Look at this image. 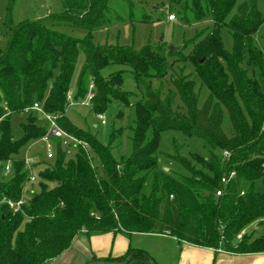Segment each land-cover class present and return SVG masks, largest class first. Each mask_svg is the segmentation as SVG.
I'll return each instance as SVG.
<instances>
[{
  "label": "trees",
  "instance_id": "obj_1",
  "mask_svg": "<svg viewBox=\"0 0 264 264\" xmlns=\"http://www.w3.org/2000/svg\"><path fill=\"white\" fill-rule=\"evenodd\" d=\"M6 1L7 47L0 51V201L24 197L26 203L18 213L0 204V264H48L69 250L78 236L108 233L167 235L179 244L223 248L234 255L264 253V234L245 232L239 238L254 223L264 222V49L254 42L261 31L264 45V13L258 0H170L186 24L213 19V27L197 35L188 54L183 53L187 43L180 52L161 45L141 50L94 45L92 34L110 24L111 0H61L60 15L18 27L11 19L16 0ZM127 5L132 9L130 1ZM59 26L86 29L89 36L73 39L58 33ZM224 28L233 39L231 52L223 46ZM80 54L85 61L76 82V102L85 100L93 85L89 102L96 114L103 115L113 100L131 105L129 94L121 90L122 72L107 78L101 74L111 65L129 67L142 92L134 103L133 149L121 161L111 147L67 118ZM180 61L191 62L209 90L201 107L196 80L189 76H170L171 88L163 97L162 80ZM155 79L160 80L156 89ZM35 104L88 149L65 147L61 139L51 138L54 163H44L40 191L25 197L32 165L22 151L47 135L49 123L42 127L30 115L22 124L21 139L14 140L10 118ZM225 111L230 137L222 127ZM167 130L202 139L212 150L207 160L178 153L170 157L188 177H175L159 167L160 134ZM6 164L12 172L8 180L3 175ZM223 177L229 179L225 186ZM220 189L223 193L217 196ZM85 264L157 262L146 251L129 248L122 256Z\"/></svg>",
  "mask_w": 264,
  "mask_h": 264
},
{
  "label": "rangeland",
  "instance_id": "obj_2",
  "mask_svg": "<svg viewBox=\"0 0 264 264\" xmlns=\"http://www.w3.org/2000/svg\"><path fill=\"white\" fill-rule=\"evenodd\" d=\"M128 1L132 4V9H128ZM108 27L98 30L92 34V42L94 45H108L131 48L141 50L147 45L168 48L169 45L182 47L184 44H190L184 49V54L190 52L191 43L196 39L197 35L203 31L213 27V19L208 17L201 22L184 23L178 14L177 9L171 5L170 0H111L110 2ZM258 8L264 13V0H258ZM63 12L61 0H16L15 6L11 13L12 24L15 27L20 26L29 21L43 20L48 17L58 16ZM175 16L174 20H169V15ZM7 16V1L0 0V51H4L7 47V38L5 36V20ZM145 18L147 21H143ZM58 33L71 37L73 39H85L88 37L86 29L75 28L70 26H59L55 28ZM223 46L226 51L231 52L233 39L228 29L224 28L220 32ZM255 45L263 51L264 45L261 39V31L254 38ZM85 56L80 54L70 85V106L67 109V118L79 129L87 131L96 136L104 145L111 147L113 156L121 161L122 157H128L133 149L132 128L134 127L135 108L134 103L141 99L142 92L138 87L134 74L129 67L121 65H111L102 70L101 74L107 78L111 74L122 72L123 85L121 90L128 93V100L131 104L127 106L123 103L112 101V104L103 114L104 123L99 118V114L92 111L90 100L88 97L83 101L76 102L74 95L76 93V82L84 64ZM171 63L172 59L169 60ZM60 68L56 69L55 74H60ZM181 75L189 76L196 80V92L199 97V107H201L209 96V90L203 87L197 78L195 68L189 61H180L173 63L169 74L163 78L164 93L171 88L170 76L179 77ZM253 77V74H249ZM159 79L153 81V87L158 88ZM90 90L91 87H90ZM180 105L179 99L176 102ZM181 111H184L181 109ZM30 115L36 118L37 124L47 126V118L40 112L26 110L11 115V135L14 140L21 139L23 135L22 124L27 122ZM223 131L227 136H231L232 127L227 111L224 112ZM114 132V133H113ZM112 134V135H111ZM120 134V135H119ZM115 138L110 142L111 136ZM48 142L36 140L29 147L22 151L25 158L30 160L32 165L33 181H29L25 187V197L31 196L33 192L40 191V172L45 164L52 165L56 154V147L50 144L49 149L53 158H48ZM159 167L175 177H188L187 172L177 163L173 162L170 157L177 153L181 157L191 158L197 156L203 160H207L212 150L202 140L196 137H186L181 132L175 130H167L160 134L159 142ZM75 151L70 149V157L74 156ZM219 154V152H215ZM6 166L11 167L10 164ZM3 175L6 180L11 176V171H4ZM22 225L20 230L23 229ZM259 236L264 234V222H257L247 228L244 233ZM95 237V236H94ZM86 244L91 249L92 243ZM100 241L99 247L108 249L107 257L113 256L117 249H140L149 253L157 262V264H172L177 262L180 256V244L171 237H162L152 234L134 233L125 235L118 233L103 234L94 240ZM118 251V250H117ZM114 257V256H113Z\"/></svg>",
  "mask_w": 264,
  "mask_h": 264
},
{
  "label": "crops",
  "instance_id": "obj_3",
  "mask_svg": "<svg viewBox=\"0 0 264 264\" xmlns=\"http://www.w3.org/2000/svg\"><path fill=\"white\" fill-rule=\"evenodd\" d=\"M110 234L112 235V233H109V235ZM152 235L170 237L167 235ZM98 237L99 236H92V239L89 241V243H92L91 249H88L86 244L89 238L83 235L78 236L69 250L58 258L50 261L48 264H85L94 258L107 257L108 249L99 247V239L97 241L94 240V238L97 239ZM117 250L113 255L114 257L122 256L128 251V249ZM172 264H264V253L234 255L227 253L223 248L216 251L181 243L179 259L177 262H172Z\"/></svg>",
  "mask_w": 264,
  "mask_h": 264
},
{
  "label": "built area",
  "instance_id": "obj_4",
  "mask_svg": "<svg viewBox=\"0 0 264 264\" xmlns=\"http://www.w3.org/2000/svg\"><path fill=\"white\" fill-rule=\"evenodd\" d=\"M175 16L173 14L169 15V20H174ZM91 89H93V85L90 86ZM70 94H69V98H70ZM88 99L90 100L93 97V93L90 90L89 95L87 96ZM32 111H37L42 113L46 118L47 121L49 123V127H48V132L47 135L42 138V142H48L49 144L47 145V149H48V158H53L54 156L52 155V153L50 152V144L52 143L51 138H57V139H61L62 140V145L63 146H69L70 144H73L75 147L77 146H82L84 149H88L87 144L82 143L81 141H79L78 139L74 138L73 136H71L70 134H68L66 131H64L63 129H61L59 127V125L57 124L56 121V117L50 116L47 113L44 112L43 108L39 105V104H35L31 109ZM100 120L102 121V123H104V118L103 115L99 116ZM53 144V143H52ZM224 155L227 157L229 156L228 153H224ZM27 164L31 165L30 160L27 159ZM5 171L9 172L10 171V167L6 166ZM234 174H231V176H233ZM31 180H34L33 175L31 174ZM229 179L227 177H223L221 179V183L223 186L227 185ZM223 193V189H220L216 192L217 196L222 195ZM1 203H5L9 206V208L14 212V213H18L21 210V207L26 203V200L24 197H22L19 201L17 202H13L11 200L8 199H3L2 201H0Z\"/></svg>",
  "mask_w": 264,
  "mask_h": 264
},
{
  "label": "water",
  "instance_id": "obj_5",
  "mask_svg": "<svg viewBox=\"0 0 264 264\" xmlns=\"http://www.w3.org/2000/svg\"><path fill=\"white\" fill-rule=\"evenodd\" d=\"M171 52H180L182 50V47H175L172 44L168 46L167 48Z\"/></svg>",
  "mask_w": 264,
  "mask_h": 264
}]
</instances>
